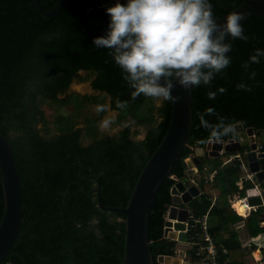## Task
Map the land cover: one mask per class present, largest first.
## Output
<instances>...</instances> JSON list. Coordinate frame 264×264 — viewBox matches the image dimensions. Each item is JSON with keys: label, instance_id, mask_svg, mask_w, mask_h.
<instances>
[{"label": "trees", "instance_id": "trees-1", "mask_svg": "<svg viewBox=\"0 0 264 264\" xmlns=\"http://www.w3.org/2000/svg\"><path fill=\"white\" fill-rule=\"evenodd\" d=\"M56 1L39 0L45 9ZM85 1L106 8L110 0ZM31 2L0 0V132L13 150L23 206L20 232L2 264H123L125 215L101 209L97 192L91 189L99 186L103 205L127 204L141 169L167 131L171 102L156 105L155 100L142 95L131 99L132 90L108 55L109 50L92 45L97 37V13L64 3L54 17H47ZM241 2L210 0L215 16ZM242 26L249 39L227 41L232 44V51L227 54L231 57L229 67L217 74L211 85L191 88V128L172 170L177 178L186 176L185 158L210 137L209 130L199 126V114L208 108L223 117L225 124L234 126L241 122L243 127L264 131V56L260 63L250 64L247 71L241 66L256 49L264 50V18L251 16ZM81 69L93 74L90 85L100 93L97 97L65 93ZM253 71L255 79H249ZM240 83L251 91L238 90ZM219 88L226 91L221 94ZM209 91L217 92L214 100L208 98ZM60 94L64 96L59 97ZM103 96L109 98L110 108L119 112L115 119L118 124L125 123L115 134H99V120L104 112H81L90 101L104 105ZM117 99L128 101L126 110L116 107ZM43 102L72 104L74 108L70 113L56 115L52 121L55 132L51 133L47 124L40 106ZM78 117H82L83 126H77ZM127 118L146 124L142 139L133 137ZM205 119L218 123L217 115ZM83 137L90 141L83 143ZM238 137L233 131L222 139ZM246 149L247 143L239 150L213 157V180L206 181L202 173L200 194L187 204L196 216L207 213L209 232L221 264H257L250 252H244L234 224L243 222L249 236L264 233L260 223L264 220L262 205L257 204L245 217L230 205L234 195L242 198L252 186L246 180L241 188L236 184L245 174L239 164L246 161ZM232 153H240V158L228 161ZM259 162L264 168V157ZM175 181L168 177L152 204L148 231L154 264H164L157 262L155 255L175 253V240L163 236L164 213L171 203L170 187ZM2 212L0 179V218Z\"/></svg>", "mask_w": 264, "mask_h": 264}, {"label": "clouds", "instance_id": "clouds-1", "mask_svg": "<svg viewBox=\"0 0 264 264\" xmlns=\"http://www.w3.org/2000/svg\"><path fill=\"white\" fill-rule=\"evenodd\" d=\"M105 12L109 17L107 33L95 37L92 45L109 50L132 90V100L142 95L161 103H176L181 99L171 94L176 85L186 90L211 85L231 64L227 54L232 44L227 41L249 39L241 23L246 13L231 12L223 23H217L210 0H126L123 4L117 0ZM262 56L264 50L256 49L242 68L247 71L250 64L260 63ZM255 76L253 71L248 78ZM236 87L251 91L244 83ZM217 91L223 94L226 89ZM207 96L214 100L217 92L209 91ZM115 103L121 110L128 106V101L117 99ZM95 111L104 112L106 106L97 105ZM208 115H217L218 123L211 124L205 119ZM114 122L105 118L100 127L107 129ZM199 126L209 130V139L216 142L234 131V126L225 124L212 108L199 114Z\"/></svg>", "mask_w": 264, "mask_h": 264}, {"label": "water", "instance_id": "water-1", "mask_svg": "<svg viewBox=\"0 0 264 264\" xmlns=\"http://www.w3.org/2000/svg\"><path fill=\"white\" fill-rule=\"evenodd\" d=\"M117 0H110L111 7ZM126 3V0H119ZM64 3H71L79 7L91 10L99 15L94 30L96 36H104L107 33L109 17L105 8L94 2L85 0H57L50 9H45L39 0H32L31 4L43 15L54 17ZM246 13L244 22L251 16L264 18V0H242V2L221 16H215L217 23H223L224 18L231 12ZM180 96L176 103H171L170 120L166 133L149 156L141 169L127 201L124 206L103 205L101 201L99 186L92 188L97 192V205L103 210L121 212L125 215V238L122 261L123 264H154L151 251V240L149 237L148 224L152 204L162 184L168 177L176 179L170 187L171 203L164 213L163 235L175 240L174 255L157 254L156 260L164 264H190L182 261L184 250L188 248L185 244L186 232L185 220L188 213L186 206L193 197L199 195V188L191 180L198 179L196 173L197 165L201 164L202 157L218 156L221 152L239 150L243 142L248 144L245 150L246 162L251 172L258 180H264V168L259 162L264 157V152L256 154V139L262 130H254L253 127H243L241 122L234 124V132L238 135L244 134V138L221 139L219 142L208 139L205 145H197L193 153L185 158L186 176L177 178L172 170L179 159L182 150L187 144L192 121V94L191 89H182L176 85L171 93ZM244 143V144H245ZM191 177V180H190ZM0 179L3 191V212L0 218V264L6 259L7 254L15 243L20 232L23 206H22V184L15 164L12 147L7 138L0 132ZM195 189V191H192ZM248 251V246L243 247ZM264 256V252L260 253Z\"/></svg>", "mask_w": 264, "mask_h": 264}, {"label": "rangeland", "instance_id": "rangeland-1", "mask_svg": "<svg viewBox=\"0 0 264 264\" xmlns=\"http://www.w3.org/2000/svg\"><path fill=\"white\" fill-rule=\"evenodd\" d=\"M92 77H93V74H91L87 70L81 69V70L77 71L76 76L71 81L69 88L67 89V91L65 93L77 92L80 94L95 95L97 97L98 94H100V93L91 87L90 80ZM63 96H64V94L59 95V97H63ZM102 100H103L104 106H106V111H104L101 119L99 120V127H98L99 134L100 135H102V134H115L120 128H122V126L125 125V123L124 124H118V122L115 120L118 117L119 112L117 110L110 108L109 98L107 96H105V97L103 96ZM155 104L159 105L160 102L155 100ZM97 105H98V103L96 101L95 102L90 101L83 106V108L81 109V112L87 113L88 115H94V114H96L95 107ZM40 106L44 111V115H45V118L47 120V124L53 130V131H51V133L55 132L54 128L52 127V121L54 120L56 115L59 113L67 114V113H70L74 110L72 104L59 105L57 103L43 102ZM105 118H111L115 121L107 129L100 127V121H102ZM77 121H78L77 126H83L82 117H78ZM126 124H131V129L133 131L132 135L135 139H142L144 137V134L146 131V124H137V123H134L133 121H131L129 119H128V121H126ZM38 125H40V124H38ZM239 136L244 138L245 135L240 133ZM257 138L260 140L264 139V131H262L260 134H258ZM82 141H83V143H87L90 141V138L83 137ZM244 143H245V141L243 142V144ZM202 164H204L206 166H211L214 164V160L210 157H207V158L203 157L202 162L199 165V167H202L203 166ZM261 184H262L261 188H264V180L261 181ZM263 195H264V193H263ZM261 201H264V199H262V200H260L259 198L254 199V202H256L258 205H261ZM239 237L241 240L246 242L249 249H251L252 247H255V246L260 247V248L264 246V233L260 234L258 237H252L251 238V237H249V235L245 232V230L243 228L242 230H239ZM262 250L264 251V249H262Z\"/></svg>", "mask_w": 264, "mask_h": 264}, {"label": "built area", "instance_id": "built-area-1", "mask_svg": "<svg viewBox=\"0 0 264 264\" xmlns=\"http://www.w3.org/2000/svg\"><path fill=\"white\" fill-rule=\"evenodd\" d=\"M256 139V154L264 152L262 149V142ZM240 158L239 153H233L229 156L228 161ZM240 168L245 172V174L236 182L239 188L242 187L241 182L243 180H253L255 175L250 171L247 162H241L239 164ZM204 169H206L204 167ZM215 170L209 172V179H212L215 175ZM236 201H241L244 206L245 212L239 213L234 203ZM231 207L241 216H246L250 213L253 205H250L247 202L246 198H235L231 202ZM261 225H264V220H262ZM186 232V241L185 244L188 245V248L184 250V255L182 256L183 262H188L190 264H221L218 257L217 246L209 232L208 228V215L204 213L202 216H196L189 208L187 217L185 220V227L183 229ZM164 236V235H163ZM165 237V236H164ZM167 238V237H166ZM254 259L257 261V264H264V256L256 257L253 255Z\"/></svg>", "mask_w": 264, "mask_h": 264}, {"label": "crops", "instance_id": "crops-1", "mask_svg": "<svg viewBox=\"0 0 264 264\" xmlns=\"http://www.w3.org/2000/svg\"><path fill=\"white\" fill-rule=\"evenodd\" d=\"M258 139V138H257ZM259 141H263L264 139H258ZM222 153V152H221ZM220 153V154H221ZM233 154V153H232ZM240 154V153H239ZM231 155V154H230ZM229 155V156H230ZM208 157H210V158H213V157H217V156H208ZM201 162H202V160H201ZM203 166L202 167H199V165H197V167H196V173H198L199 174V178L198 179H194V180H191V177H190V180L192 181V183H195L197 186H198V188H199V193H200V186H199V180H200V177H201V175H202V173L203 174H205V180L207 181H212L213 180V178L212 179H209V177H208V175H209V172L210 171H212V170H215L216 171V169L215 168H213L212 166L213 165H211V166H206V165H204V164H202ZM204 167L206 168V169H204ZM215 174H216V172H215ZM215 176V175H214ZM243 181H245V180H243ZM243 181L241 182V185L243 186ZM246 181H248L252 186L250 187V188H248V189H246V195L245 196H243L242 198H246L247 199V202L250 204V205H253V207H252V209L251 210H254V209H256V207H257V203H255L254 202V199L255 198H259L260 200H262L263 199V193H264V188H261V181L260 180H258L256 177H254V179L253 180H246ZM238 186V185H237ZM239 187V186H238ZM261 188V189H260ZM257 195V196H256ZM237 197H239L238 195H234L233 196V198L230 200V205H231V202H232V200L233 199H235V198H237ZM238 201H236L235 203H234V206L236 205V203H237ZM188 204V203H187ZM187 204H181L180 206H186V207H188L187 206ZM261 205H262V207L264 208V201H262V203H261ZM240 213V212H239ZM238 214V213H237ZM243 214V213H242ZM239 215V214H238ZM262 215H264V211H263V214ZM241 216V215H240ZM242 217H245V216H242ZM234 229L237 231V233H238V238L240 239V237H239V230H242L243 228H244V230H245V232L248 234V232H247V230L245 229V226H244V224H243V222H237L236 224H234ZM261 234H263V233H261ZM260 234H258L257 236H249V237H258ZM240 241H241V243H242V245H243V247L244 246H248L247 244H246V242L245 241H243V240H241L240 239ZM264 247V246H263ZM263 247H257V246H255V247H252L251 249H249V247H248V251L247 252H250L251 253V255H252V257H253V252H254V250H258L259 251V253H263L264 251L262 250V249H264ZM244 250V249H243ZM245 252V251H244ZM254 258V257H253Z\"/></svg>", "mask_w": 264, "mask_h": 264}, {"label": "bare ground", "instance_id": "bare-ground-1", "mask_svg": "<svg viewBox=\"0 0 264 264\" xmlns=\"http://www.w3.org/2000/svg\"><path fill=\"white\" fill-rule=\"evenodd\" d=\"M192 191H195V189H193ZM236 209L238 210V212L240 213H244L245 212V209H244V206L242 205L241 201H238L235 205ZM253 254L256 256V257H260V253L258 250H254Z\"/></svg>", "mask_w": 264, "mask_h": 264}, {"label": "flooded vegetation", "instance_id": "flooded-vegetation-1", "mask_svg": "<svg viewBox=\"0 0 264 264\" xmlns=\"http://www.w3.org/2000/svg\"><path fill=\"white\" fill-rule=\"evenodd\" d=\"M108 3H109V2H108ZM108 3H107V6L110 7V6L108 5ZM106 8H107V7H106Z\"/></svg>", "mask_w": 264, "mask_h": 264}]
</instances>
